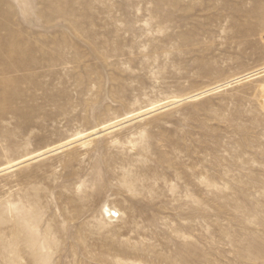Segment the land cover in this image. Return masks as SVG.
Here are the masks:
<instances>
[{
  "label": "rangeland",
  "instance_id": "374dc122",
  "mask_svg": "<svg viewBox=\"0 0 264 264\" xmlns=\"http://www.w3.org/2000/svg\"><path fill=\"white\" fill-rule=\"evenodd\" d=\"M257 69L264 0H0V169L130 121L0 174V264H264V71L169 106Z\"/></svg>",
  "mask_w": 264,
  "mask_h": 264
},
{
  "label": "bare ground",
  "instance_id": "6f19581e",
  "mask_svg": "<svg viewBox=\"0 0 264 264\" xmlns=\"http://www.w3.org/2000/svg\"><path fill=\"white\" fill-rule=\"evenodd\" d=\"M257 70H258V69H257ZM262 71H264V69H262V70H260V71L258 70V71H256V72H252L251 74H246L245 76L241 75L242 77L235 78V79L232 80V81L230 80V82H227V83H225L224 85H220L219 87L213 88V89H211V90H206V91L203 90L202 92H199V93H197V94L187 96V97L184 98V99L181 98L180 100H178V101H176V102L170 103L169 106H175L176 104L178 105L179 102L182 103V101H185V100L187 101V100H190V99H192V98H194V97H196V96L203 95V94L208 93V92H210V91L217 90V89H219V88H221V87L229 86L231 83L233 84V83H236V82H240V81H242V80H244V79H247V78H249V77H251V76H254V75H256V74H258V73H260V72H262ZM179 104H180V103H179ZM167 106H168V105H167ZM164 108H165V107H164ZM166 108H167V107H166ZM161 109L163 110V107H159V108H157V109H153V110L148 111L147 113H144V114H141V115L133 116V117H135V118H133V119H135V121H137V119L141 118L142 116H146L147 114L154 113V112H156V111H158V110H161ZM131 118H132V117H131ZM129 120H130V119H129ZM131 120H132V119H131ZM128 122H129V123H128ZM131 123H132V121H131ZM127 124H130V121L123 120V121L118 122V123H116V124H114V125H112V126H109V127L104 128V129H101L100 131L93 132V133H90V134L84 135V136H82V137H80V138H76V139L70 140V141L67 142L66 144H63V145L60 146V147L58 146L56 149L47 150V151H45V152H42V153L36 154V155H34V156H32V157L26 158V159H24V160H22V161H20V162H18V163H14V164H12V165H9V166H7V167H4V168L0 169V174L3 173V172L11 171V170H13V169H15V168H18L19 166L29 164V163H31V162L37 160V159L44 158V157H46V156H48V155H51V154H54V153H58L59 150H61V149H63V148H66V149H67V148H69V147H70L71 145H73V144H75V145H81V144H84V143L88 142L89 140H91V139H92L91 137H96V136H98V135H100V134L107 133V132L113 130L114 128H118V127L126 126ZM90 138H91V139H90Z\"/></svg>",
  "mask_w": 264,
  "mask_h": 264
}]
</instances>
